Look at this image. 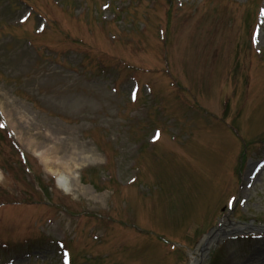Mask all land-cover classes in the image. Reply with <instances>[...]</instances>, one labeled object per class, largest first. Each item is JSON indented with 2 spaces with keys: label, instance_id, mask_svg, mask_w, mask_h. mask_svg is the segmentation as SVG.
Instances as JSON below:
<instances>
[{
  "label": "rangeland",
  "instance_id": "obj_1",
  "mask_svg": "<svg viewBox=\"0 0 264 264\" xmlns=\"http://www.w3.org/2000/svg\"><path fill=\"white\" fill-rule=\"evenodd\" d=\"M133 75L153 88L138 103L128 95ZM187 86L214 114L198 112ZM64 103L70 108L57 106ZM0 109L31 169L0 131V217L13 218L11 226L0 218V233L13 229L35 241L0 249V264H61L57 240H71L78 262L96 253L91 264H197L204 235L228 219L264 227V167L253 184L247 179L264 156L263 139L257 141L264 135V0H0ZM151 118L159 121L146 132ZM165 125L157 145L145 143ZM50 139L94 160L76 201L34 157ZM142 139L143 154L135 148ZM134 176L138 183L120 193ZM37 181L53 186V205L7 206L20 193L42 200ZM231 194L238 199L232 212L225 207ZM71 207L83 213L76 218ZM165 238L181 241L182 250ZM263 247L264 239L227 235L204 264H214L212 257L218 264H264V254L253 256ZM31 250L39 258L25 254Z\"/></svg>",
  "mask_w": 264,
  "mask_h": 264
},
{
  "label": "bare ground",
  "instance_id": "obj_2",
  "mask_svg": "<svg viewBox=\"0 0 264 264\" xmlns=\"http://www.w3.org/2000/svg\"><path fill=\"white\" fill-rule=\"evenodd\" d=\"M50 143H55V145L51 148L37 150L36 157L46 170L58 179L57 184L61 189L69 194L74 193L78 190L75 174L84 162H88V157L74 151L67 156H62L60 143L55 142V140H50ZM218 234L216 232L213 236H217ZM209 245L208 243L207 246Z\"/></svg>",
  "mask_w": 264,
  "mask_h": 264
}]
</instances>
